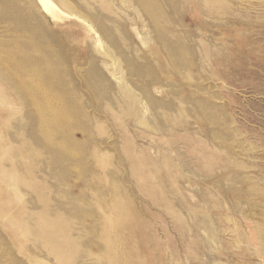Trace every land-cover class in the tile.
<instances>
[{
    "label": "rangeland",
    "instance_id": "1",
    "mask_svg": "<svg viewBox=\"0 0 264 264\" xmlns=\"http://www.w3.org/2000/svg\"><path fill=\"white\" fill-rule=\"evenodd\" d=\"M50 1L0 0V264H264V0Z\"/></svg>",
    "mask_w": 264,
    "mask_h": 264
},
{
    "label": "bare ground",
    "instance_id": "2",
    "mask_svg": "<svg viewBox=\"0 0 264 264\" xmlns=\"http://www.w3.org/2000/svg\"><path fill=\"white\" fill-rule=\"evenodd\" d=\"M41 4L43 5V7L50 13L52 14V16L56 17V9L58 8H55L54 5H52L51 1L49 2V0H40ZM264 100V99H263Z\"/></svg>",
    "mask_w": 264,
    "mask_h": 264
}]
</instances>
